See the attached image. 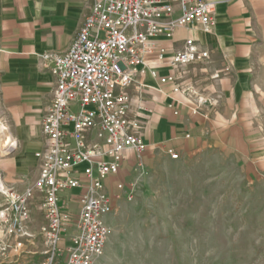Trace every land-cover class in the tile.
<instances>
[{
  "label": "built area",
  "instance_id": "obj_1",
  "mask_svg": "<svg viewBox=\"0 0 264 264\" xmlns=\"http://www.w3.org/2000/svg\"><path fill=\"white\" fill-rule=\"evenodd\" d=\"M229 1V0H226ZM220 0H91L83 25L63 52L45 51L41 64L55 77V90L46 111L42 132L44 149L36 154L39 174L33 185L22 192L0 185V230L5 239L0 252L21 248L31 238L30 203L40 196L45 225V258L34 264H96L105 254L109 240L108 219L114 201L133 200L146 174L144 155L149 145L144 137L145 122L131 115L127 89L143 84L151 76L161 85L169 84L172 93L189 105L193 114L210 110L218 97H207L183 83V70L210 60L211 52L194 38L168 53L159 39H174L179 28L197 26L209 34L216 26ZM170 66L173 73L162 76L159 67ZM179 116L175 103L169 105ZM2 151L10 155L18 140L9 128ZM186 137H190L187 134ZM131 153L137 179L118 183L115 196L107 192L106 181L119 174ZM171 159L179 153L167 148ZM1 178V174H0ZM80 190L78 216L72 223L63 194ZM71 202V200H68Z\"/></svg>",
  "mask_w": 264,
  "mask_h": 264
},
{
  "label": "crops",
  "instance_id": "obj_2",
  "mask_svg": "<svg viewBox=\"0 0 264 264\" xmlns=\"http://www.w3.org/2000/svg\"><path fill=\"white\" fill-rule=\"evenodd\" d=\"M220 1L216 26L209 34L189 26L179 28L174 39H159L169 54L194 37L211 52L210 60L185 67L182 72L183 83L196 86L207 97H218L208 117L206 109L193 114L189 105L172 93L171 85L163 86L151 76L142 80L152 86L150 89H127L131 115L145 122L144 137L149 145L144 155L146 173L154 166L155 156L161 152L168 155V147L175 148L179 157L212 145L226 147L224 141L235 128L237 115L264 111V0ZM90 6L91 0H0V71L4 74L0 88L7 110L13 113L10 127L18 140L13 155L0 160V174L4 184L18 192L33 185L39 174L36 154L46 144L42 122L56 88L54 75L41 64L39 55L66 51ZM159 68L162 76L174 72L170 66ZM171 103H175L179 116L173 114ZM134 167L130 153L119 174L106 181L107 192L115 196L118 183L135 181ZM80 194L79 189L65 192L62 204L76 209ZM39 199L37 195L30 203L31 238L24 239L21 248L0 252V264L36 263L45 258L41 235L45 219ZM1 241L17 242L5 239L0 230Z\"/></svg>",
  "mask_w": 264,
  "mask_h": 264
},
{
  "label": "rangeland",
  "instance_id": "obj_3",
  "mask_svg": "<svg viewBox=\"0 0 264 264\" xmlns=\"http://www.w3.org/2000/svg\"><path fill=\"white\" fill-rule=\"evenodd\" d=\"M7 107L0 88L1 141L2 123L15 137ZM234 126L224 148L155 156L136 197L114 201L96 264H264V111ZM2 150L1 161L13 155Z\"/></svg>",
  "mask_w": 264,
  "mask_h": 264
},
{
  "label": "bare ground",
  "instance_id": "obj_4",
  "mask_svg": "<svg viewBox=\"0 0 264 264\" xmlns=\"http://www.w3.org/2000/svg\"><path fill=\"white\" fill-rule=\"evenodd\" d=\"M1 122V121H0ZM7 126L4 124V123H2V125H1V131H2V133H4V129L6 128ZM4 135L5 136H9L7 133H4ZM5 141V140H4ZM4 141L2 140H0V148L2 149V147H3V144H4ZM1 179V178H0ZM1 184H3V181L2 182H0V185Z\"/></svg>",
  "mask_w": 264,
  "mask_h": 264
}]
</instances>
